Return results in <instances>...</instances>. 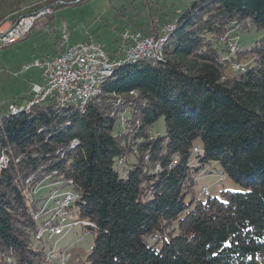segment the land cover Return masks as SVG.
<instances>
[{"label": "trees", "instance_id": "obj_1", "mask_svg": "<svg viewBox=\"0 0 264 264\" xmlns=\"http://www.w3.org/2000/svg\"><path fill=\"white\" fill-rule=\"evenodd\" d=\"M85 1L46 0L24 13L22 0H0V29ZM168 24L176 28L162 58L116 67L86 109L50 99L0 114V158L9 159L0 264L46 263L51 248H36L45 222L35 219L46 200L35 190L46 181L77 193L75 221L94 224L82 225L96 235L83 264H264V37L235 55L221 42L264 33V0H194ZM162 118L165 135L153 132ZM211 164L242 192L200 197L196 175Z\"/></svg>", "mask_w": 264, "mask_h": 264}, {"label": "rangeland", "instance_id": "obj_2", "mask_svg": "<svg viewBox=\"0 0 264 264\" xmlns=\"http://www.w3.org/2000/svg\"><path fill=\"white\" fill-rule=\"evenodd\" d=\"M22 1L21 8L26 13L34 5L46 0ZM193 2L194 0H145L132 6L126 0H88L81 5H67L55 10L50 8L52 13L41 20L27 39L11 46H2V49H0V103L10 104L15 102L21 103V105L26 103V99L31 93L32 84L40 83L42 72L38 68L26 70L25 67L44 59L47 56L48 50H56L58 47L56 45L57 39L59 40L63 32L67 33L70 44L92 41L102 45L108 52L113 53L115 44L122 42L120 39L121 33L124 30L135 31L138 29L143 35L149 33L148 30L152 26H156V28L160 26L161 29L165 28L169 20L179 17L180 13L193 5ZM40 11L42 9L36 12ZM49 16L53 17V24L47 23ZM12 22L11 20L9 21L10 25ZM171 25H174L176 28L175 24L167 26ZM171 34H169V37ZM238 36H233V42H239V45H236L238 51L233 53L229 48L232 55L238 54L239 49L250 50L256 41L264 37V33L251 30ZM239 69H235L234 66L230 67L226 70L225 74L227 77L233 78L241 71ZM3 111L0 114H4L6 110ZM153 132L165 135V120L163 118L155 124ZM3 155H1L2 159L6 158ZM156 169L159 171L160 167L157 166ZM219 173L221 174L223 171L216 164L208 165L205 169L200 170L196 175V193L200 196L203 189L207 188L211 197L215 198L220 197L223 191L242 192V187L234 183L225 173H223L224 180L220 181ZM58 187L59 185L48 184V181H46L35 190L36 199L46 197L41 212L35 216L36 220L43 219L42 221L45 222V225L36 236V248H40L42 244L48 245L51 248L47 251L45 264H53L47 260L49 252L50 254H55L57 258L63 256L65 253L69 258L67 264H83L91 253V246L94 244L96 235L82 225H77L76 221H69L72 220V217L73 219L74 217L78 218L75 209H73L72 213L68 211L69 215H67L68 221L66 225H71L70 229H66L63 234H60L61 231H58V236L48 235V230L50 231L48 226L54 227L53 225L57 223L56 216L62 211L60 207H57L61 203L59 200H62L60 198L69 192L68 188L61 191L57 189ZM49 191L50 193H48ZM76 203L77 201L71 204L68 210L74 207ZM52 205L57 208H54ZM49 212L52 213L50 214ZM41 213L43 214L40 215ZM43 229L45 230L43 231ZM58 229L57 227V229L54 228L53 230ZM42 234L45 237L39 239L38 237ZM67 234H69L67 242L65 244L61 243L60 246V241ZM69 244L71 245L70 247H68Z\"/></svg>", "mask_w": 264, "mask_h": 264}, {"label": "built area", "instance_id": "obj_3", "mask_svg": "<svg viewBox=\"0 0 264 264\" xmlns=\"http://www.w3.org/2000/svg\"><path fill=\"white\" fill-rule=\"evenodd\" d=\"M51 13L50 8L44 9L40 12H33L12 23L4 30V35L0 36V49H2V46H11L25 40L27 30H34L41 20ZM166 31L167 25L163 28L162 34L158 38H151L145 37L137 30H124L121 33V40L124 42L125 48L123 56L117 60H112L104 47L98 43L87 41L70 44L67 33L63 32L61 36L62 42L66 46L63 53L50 58H44L25 67L26 70L31 68L40 69L43 84H34L32 86L30 98L25 104H7L2 109L0 108V111L11 107L28 105L29 101L50 99L55 102L76 101L77 107H82L83 100L92 93L93 82L101 73L106 72L107 63H122L123 59L135 55H143V57L149 60H154L155 57H159L158 47ZM221 42L228 50L235 45H239V42H233V35L231 33L224 35L221 38ZM242 66L244 64H236L234 68L238 69ZM133 95H136V92ZM124 118L125 115L122 116L121 123L124 121ZM219 180H224V176L219 177ZM203 194L200 193V196ZM70 200L72 198L64 200L57 207H64V212L72 211L68 210ZM87 224L92 223L87 222ZM92 228H94V224H92ZM66 229H69V225H62L58 230L48 231V235H57L58 231ZM68 259V256L64 255L63 261L53 262V255L50 252L47 258L53 264H67Z\"/></svg>", "mask_w": 264, "mask_h": 264}, {"label": "bare ground", "instance_id": "obj_4", "mask_svg": "<svg viewBox=\"0 0 264 264\" xmlns=\"http://www.w3.org/2000/svg\"><path fill=\"white\" fill-rule=\"evenodd\" d=\"M174 29H175V27L174 26H167V31H166V33L164 34V36H163V38H162V41H161V43H160V45H159V47H158V55H159V57H155L154 58V60L153 61H156V60H160L161 58H162V54H163V48H164V45H165V43H167V41H168V38H169V34H171L173 31H174ZM30 32V30H27V34ZM1 35H4V30H0V36ZM4 47V46H3ZM231 49V52H233V53H236L237 51H238V48H237V46L235 45L234 47H232V48H230ZM144 59H148V58H145V57H143V55H135V56H132V57H130V58H127V59H123V61H122V63H117V64H114V63H107V65H106V72H103V73H101L99 76H98V78H96V80L93 82V90H92V93H91V95L90 96H88V97H86L84 100H83V103H82V107H77V102L76 101H68V102H57L58 104H60L61 106H63V107H66V106H75V107H77V108H79L80 110H84V109H86V107H87V104H88V102L94 97V96H96L97 94H98V92L100 91V88H101V86L107 81V79H109L112 75H113V73H114V70H115V68L116 67H118V66H120V65H123V64H126V63H129V64H132V63H136V62H138V61H140V60H144ZM149 60V59H148ZM239 70H241L242 72H244V70H246L245 69V67H241ZM42 101H44V100H37V101H29V103H28V105H23V106H19V107H14L13 109H12V111H11V113L12 114H20L21 112H23L24 110H27V109H29V108H31L33 105H35V104H38V103H40V102H42ZM75 144H77V143H75ZM195 151L196 152H198V150L197 149H195ZM9 160V159H8ZM8 160H7V158H3L2 159V161L0 162V170L1 169H4L5 167H7L8 166ZM58 191V190H57ZM203 193H204V195H202V196H204V197H206V198H208L210 195H209V192H208V190L207 189H203ZM70 198H72V200H70V202L68 203V208H69V206L71 205V204H73V203H75L78 199H79V196H78V194L77 193H74V192H68V193H66L64 196H62V198H60V199H62V200H59V201H61V202H63L64 200H66V199H70ZM58 199V198H57ZM52 201H53V199H52ZM57 204H58V202H56ZM55 204V203H54ZM53 206V205H52ZM51 206V207H52ZM54 207V206H53ZM56 207V206H55ZM54 207V208H55ZM58 210V209H57ZM60 210H62L61 211V213H59L57 216H56V221H57V223L55 224V225H53L54 227H50V225L48 226L49 228H50V230H53L54 228H56L57 229V227L58 228H60L62 225H66V223H67V221H68V217H67V215H69V213H68V211H66V212H64V207H60ZM50 214L52 213V212H49ZM42 215V214H41ZM49 221H51V220H49ZM52 224H53V222H51ZM74 223H76V222H74ZM69 224V223H68ZM77 225H87V226H92L91 224H87V222H77ZM75 226V225H74ZM72 226L71 225H69V229L71 228ZM46 229V228H45ZM45 229H43V231L45 230ZM49 231V230H48ZM61 232H60V234H63L64 233V231L65 230H60ZM39 234V233H38ZM44 234H42V235H40L38 238L39 239H42L43 237H45V236H43ZM46 236H47V234H46ZM55 236V235H54ZM58 236V235H57ZM56 236V237H57ZM55 238V237H54ZM49 239V238H48ZM51 239H53L52 237H51ZM46 240H47V238H46ZM92 247V246H91ZM53 252V251H52ZM55 253V252H54ZM51 255H53V262H61V261H59V260H63V256L65 255V253H64V255L63 256H61V257H59V258H57V256L55 255V254H51Z\"/></svg>", "mask_w": 264, "mask_h": 264}, {"label": "crops", "instance_id": "obj_5", "mask_svg": "<svg viewBox=\"0 0 264 264\" xmlns=\"http://www.w3.org/2000/svg\"><path fill=\"white\" fill-rule=\"evenodd\" d=\"M47 23H49V20H48V22ZM44 25H45V23H44ZM10 26V23L9 22H7L6 24H4L2 27H1V29L0 30H5V29H7L8 27ZM120 37V36H119ZM239 37V36H238ZM121 40V39H120ZM119 40V41H120ZM118 41V42H119ZM122 41V40H121ZM59 44H60V41L57 39V43H56V45H58V47H57V49L56 50H58L59 48H60V46H59ZM61 44L63 45V42H61ZM64 48L66 47V46H63ZM124 48H125V44H124V42L122 41V42H120L119 44H115V49H114V51H113V53L112 52H108L106 49V51L108 52V54H109V56L111 57V59L112 60H117V59H119V58H121L122 56H123V50H124ZM55 49H53V51H52V49H50V50H48L47 52V56L45 57V58H50V57H53V56H55V55H59V54H56V50L54 51ZM34 84H43V79H41V81H40V83H33L32 84V86L34 85ZM31 94V93H30ZM30 98V95H29V97H27V99H26V101L28 100ZM25 100V99H24ZM12 103H14V104H18V103H15V102H12ZM7 104H9V103H7ZM7 104H2V103H0V108L2 109V107L3 106H5V105H7ZM11 104V103H10ZM21 104V103H20ZM51 190V189H50ZM62 191V190H61ZM63 192H65V191H63ZM48 193H50V191L48 192ZM77 218L76 217H74V219H73V217H72V220H69V221H75ZM71 233V232H70ZM69 233V234H70ZM69 234H67V236H65V238L64 239H62L61 241H60V246H61V243H64L65 244V242H67V238L69 237L68 235ZM65 240V241H64ZM64 241V242H63ZM69 242V241H68ZM71 244V243H70ZM68 245V247H70L71 245ZM62 248V247H61Z\"/></svg>", "mask_w": 264, "mask_h": 264}, {"label": "water", "instance_id": "obj_6", "mask_svg": "<svg viewBox=\"0 0 264 264\" xmlns=\"http://www.w3.org/2000/svg\"><path fill=\"white\" fill-rule=\"evenodd\" d=\"M78 1H80V0H78Z\"/></svg>", "mask_w": 264, "mask_h": 264}]
</instances>
